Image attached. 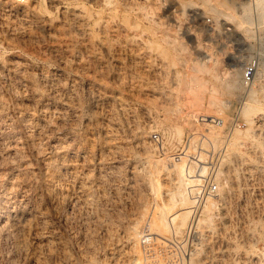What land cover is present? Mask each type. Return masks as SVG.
Segmentation results:
<instances>
[{"label":"rangeland","instance_id":"obj_1","mask_svg":"<svg viewBox=\"0 0 264 264\" xmlns=\"http://www.w3.org/2000/svg\"><path fill=\"white\" fill-rule=\"evenodd\" d=\"M263 4L0 0V264H130L145 227L160 242L154 197L169 204L181 169L153 129L167 155L191 134L195 160L224 149V199L190 214L220 264H264Z\"/></svg>","mask_w":264,"mask_h":264},{"label":"built area","instance_id":"obj_2","mask_svg":"<svg viewBox=\"0 0 264 264\" xmlns=\"http://www.w3.org/2000/svg\"><path fill=\"white\" fill-rule=\"evenodd\" d=\"M10 1L17 4H24L26 2V0ZM206 21L212 27L216 26L218 29L222 27L220 23L214 25L211 17H206ZM258 67V56L249 58L243 64L241 68L242 84L250 86L253 83ZM213 120L217 128L224 126V121L220 117H214ZM236 127L240 129L241 125H234L233 129ZM204 135L205 133L198 135L199 140L197 141L192 140V134L187 136L175 151L167 155L169 149L161 132L158 129H153L149 134L150 143L159 156L166 159L169 157L170 159L167 160H170L171 164L182 161V158L185 159L187 188L189 195L195 202V209L200 208L209 199L219 196V179L216 173L223 167V156L225 154L224 149L217 147V142L214 144L210 141L208 147H204L202 150L204 156V162H201L202 165L198 166V164L193 163L195 162L193 160L199 159L197 151H201L198 149V144L200 137L203 139ZM185 147L188 149V153L183 157L185 154L183 153V149ZM202 218L203 214H190L182 233H176L172 225L170 233L162 238L159 237L160 242L155 241V234L151 232L149 227H145L138 235L137 246L139 251L131 255V264H189L190 256L192 253H196L197 250H200V253L203 252L202 260L206 264H220L221 258L218 255L208 254L209 251L205 252L206 242L203 232L204 224L201 222Z\"/></svg>","mask_w":264,"mask_h":264},{"label":"bare ground","instance_id":"obj_3","mask_svg":"<svg viewBox=\"0 0 264 264\" xmlns=\"http://www.w3.org/2000/svg\"><path fill=\"white\" fill-rule=\"evenodd\" d=\"M262 3V2H261ZM260 3V4H261ZM259 4V3H258ZM264 5V4H263ZM263 7V6H262ZM234 84V83H233ZM233 87V86H232ZM251 100V99H250ZM253 100V99H252ZM246 106V105H245ZM244 109V108H243ZM247 109V108H246ZM244 111V110H243ZM237 134V133H236ZM200 157V156H199ZM201 159V158H200ZM194 161V160H193ZM195 164H198L201 165V161L199 160H195V162H193ZM177 168L181 169V178L179 179V182L178 183V186L175 187L177 185V183H175V185L173 186L174 189L172 191H169V204H170V207L167 208V201L165 202V205L164 203L160 202L161 204H159L158 202L160 201V196L157 195L159 194V192H155V194L157 196L154 197V199L156 200L157 199V203H155L157 206H156V210H158V212L156 213H153L155 210H153L152 208V215L150 216V220H151V223H155V219L154 218V214H160L161 216L163 215H166V219L165 221L162 222L163 225H165V227L169 228V230L172 228V225L174 226V228L177 230L178 226H180L181 224H187L188 220H189V217H190V213H192V208L195 207V202L193 201V199L191 198V196L189 195V192H188V188H187V181H186V178H187V175H186V168H185V160H182L180 162L177 163ZM204 171V170H202ZM180 172V170H179ZM151 174V173H150ZM166 174V173H165ZM218 179L221 178V170L217 171L216 173ZM175 178V177H174ZM157 184V183H156ZM221 184V183H219ZM159 187V186H158ZM161 188V187H160ZM221 188V187H220ZM159 190V189H158ZM157 190V191H158ZM223 190V189H222ZM123 195V194H122ZM178 195V196H177ZM220 197H222L224 194L221 192L220 190V193H219ZM179 197V200L176 198ZM157 197V198H156ZM223 199H224V196H223ZM154 200V202H155ZM168 200V199H167ZM217 201L215 198H211L209 199L207 202L204 203V207L203 209L205 208L208 212L211 210L212 207H214L216 205ZM144 205H147V204H144ZM154 206V205H153ZM204 209V211H205ZM195 211H197L195 209ZM193 211V213L195 212ZM211 212V211H210ZM142 213V212H141ZM172 213V214H170ZM196 213V212H195ZM194 213V214H195ZM116 214V213H115ZM144 214V213H143ZM146 214V213H145ZM151 214V213H150ZM180 215V218L181 220L178 222V216ZM207 215H210V214H207ZM129 216V215H128ZM141 216V215H140ZM157 217V216H156ZM160 218L157 217V219ZM162 218V217H161ZM207 218V217H206ZM209 218H211L209 216ZM159 220V219H158ZM161 221V220H160ZM202 221V220H201ZM117 223V222H116ZM159 223V222H158ZM154 226V225H153ZM164 227V228H165ZM165 228V229H166ZM170 232V231H169ZM180 233V232H179ZM198 256V255H197ZM196 256V258H197ZM194 255H191L190 256V260H189V264H201L199 260H197ZM131 264V263H130Z\"/></svg>","mask_w":264,"mask_h":264}]
</instances>
